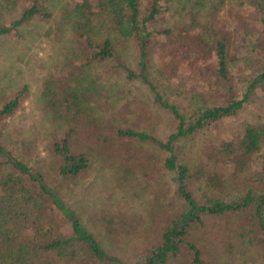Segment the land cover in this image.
Masks as SVG:
<instances>
[{"label":"trees","instance_id":"trees-1","mask_svg":"<svg viewBox=\"0 0 264 264\" xmlns=\"http://www.w3.org/2000/svg\"><path fill=\"white\" fill-rule=\"evenodd\" d=\"M70 1L0 0V44L35 20L48 25L39 36L51 48L54 66L49 69L54 70L44 76L38 98L45 110L41 126L48 131L41 144L44 153L58 160L57 183L52 184L42 170L8 147L1 123L19 114L29 85L15 80L13 90V80L8 78L5 86L0 82V264H211V256L206 257V250L193 239L208 219L239 221L227 232L228 240H222L224 248L234 251L242 242L259 252L257 256L264 255V119L249 121L242 137L211 150L202 147L205 150L197 156L189 158L198 150L187 148L196 149L192 142L215 124L237 117L264 87L262 65L247 80L241 98L231 95L237 58L231 54L230 33L218 22L228 8L248 12L264 38V0H97L95 7L92 0L75 5ZM166 21L168 28H153ZM162 40L179 45L186 56L204 60L199 75L215 79L214 93L223 101H216L215 95L173 92L171 78L179 77L174 66L160 65L157 72L163 81L153 78L155 48ZM131 48L138 53L136 71L125 60ZM58 57L61 60L53 64ZM108 62L126 71L128 80L144 84L156 109L169 115L174 130L167 140H159L145 127L116 125L120 120L110 112L113 90L108 77L98 80L95 74ZM139 110V117H153L147 106ZM87 123H93V138L78 143L81 130H89ZM38 138L21 141L23 151ZM148 147H156L163 158ZM207 153L214 162L231 166L228 179L208 169L201 157ZM255 160L262 169V186L248 189L240 200L225 201L224 187L238 183ZM96 166L103 171L102 183L114 191L109 201L118 199L122 206L103 208L88 226L66 204L62 189L78 186ZM167 174L174 176L181 208L168 197ZM132 192L138 198L150 195L141 211L125 201ZM142 218L155 225L160 221L158 236L152 241L147 235L141 238L146 241L144 258L127 262L114 247L140 236ZM47 254L56 257L46 260Z\"/></svg>","mask_w":264,"mask_h":264},{"label":"rangeland","instance_id":"rangeland-1","mask_svg":"<svg viewBox=\"0 0 264 264\" xmlns=\"http://www.w3.org/2000/svg\"><path fill=\"white\" fill-rule=\"evenodd\" d=\"M79 1L81 0H72L70 3L75 5ZM92 4L94 7L97 6V0H92ZM226 11L218 16V22L223 30L230 33L232 39L231 54L237 58V63L233 66L231 74L234 88L231 95L241 98L245 93L247 80L253 77L261 69V66L264 65V38L260 34L259 26L248 12L241 13L238 9L232 10L231 8H228ZM166 23L167 21L164 24H156L153 28L159 26H162L159 28L163 29L168 28L169 25ZM47 27L48 25L35 20L28 26L21 27L18 33H13V37L0 44L1 86L8 84L9 80H13L11 83L13 90H15V80L21 86L24 84L29 85V91L23 96L24 101L22 102L19 114L11 120L3 121L1 127L4 128L8 147L22 160L29 163L30 166L37 170H42L49 177L50 182L56 184L55 173L58 160L44 153V146L41 143L45 141H42V139L47 136L48 131L44 130L41 126L45 110H43L44 107L42 104L40 105L38 100L44 76L46 77L48 71L54 70L53 67L49 69V66H54L50 64L49 60V55L52 53L51 48L45 45L43 43L44 39H41V36H39L41 30ZM180 48L179 45L169 40L159 42L155 48L154 60L157 68L155 67L153 71V78L163 81L157 72L160 69V65L165 69L174 66L179 71V77L174 78V75L171 78L173 79V87H176L173 92L181 94L188 92L189 95L193 93L203 94L204 96L215 95V79H211L209 76H204L203 74L199 75L203 66L206 65L204 60L186 56ZM58 51L59 47H57V52H55L56 55ZM172 53L173 57L171 56ZM19 55L22 56L21 60H18ZM8 56L10 60H7ZM29 59H32L30 63H28ZM58 60H61L60 57L54 59L53 64H56ZM125 60L127 66L136 71L138 61L136 48H131L127 52ZM95 74L98 80L108 77V86L113 90V104L110 112L117 114L116 118L120 120L116 125L120 123L122 126H131V128L135 129L145 127L150 134L159 140L165 141L168 139L174 130L171 118L165 112L156 109L152 104L148 89L144 84L139 81L128 80L126 71L115 68L114 62L104 64ZM54 76L58 78L59 74L56 73ZM22 88L20 87L19 90H22ZM225 90L227 93V89ZM223 99L224 97L215 95L216 101L221 102ZM135 103L137 104L136 106ZM140 105L147 106L152 112L153 117H139L137 114L141 113V110H139ZM259 118L264 119V87L258 90L252 104L248 105L237 117L215 124L204 136H197L196 140L192 142V146L196 149L187 148L198 151L197 153L190 154L189 158L193 155L197 156L199 150H205L202 147L211 150L223 142L242 137L248 122ZM89 119L92 120L91 118ZM92 124L87 123L89 130H81L83 139L80 140L79 137L78 143L81 141L86 144L87 141L93 138L94 127L91 126ZM35 137H39L38 140L41 139V142L37 140L29 150L25 149L27 152L25 153L22 149L21 141ZM148 148L155 156L163 158L162 153L156 147ZM201 157L211 172L220 174L224 178L223 180L228 179V174L232 172L230 165L214 162V158L209 157L208 153L207 155L202 154ZM102 172L100 167L96 166L78 186L74 185L70 189H62L64 190L63 196L66 204L74 209L85 220L88 226L90 225L88 220L98 215L103 208L111 207L110 209H114L122 206L118 199L115 200V202L117 201L116 203L109 201L114 191L111 187L105 186V183H102L100 179L103 175ZM164 180H166L169 186L168 197L177 202V208H181L182 202L175 195L177 187L174 182V176L167 174ZM262 180L263 173L260 163L258 160H255L251 168L239 177L238 183L228 184L224 187L223 199L228 202L240 200L248 189L262 186ZM124 197L125 201L131 203L138 211H141L150 199L149 193H145L142 198H138L134 195V192ZM148 220L142 218L139 237L132 239V241L124 244L122 247L115 246L114 253H117L122 259H126L127 262L132 263L144 258V247L142 245L146 241L141 238L145 239L148 236L150 241L154 240V236H158L156 230L161 226L160 221H156L158 225H155L148 223ZM238 223L239 221H231L228 224L225 219H208L206 226L197 235L195 234L193 239L199 242L200 248L206 250V257L211 256L209 258L211 264H264V255L260 253L257 256L259 252L250 250L242 242L237 244L234 251H232V247L224 248L222 240L224 238L228 240L229 235L227 232L231 231V228L235 227L236 224L238 225ZM152 225L153 229H151ZM110 250L112 249L110 248ZM207 251L210 253L212 251V254H208ZM252 255H255L254 258L251 257ZM55 257V254L44 256L46 260H53Z\"/></svg>","mask_w":264,"mask_h":264}]
</instances>
